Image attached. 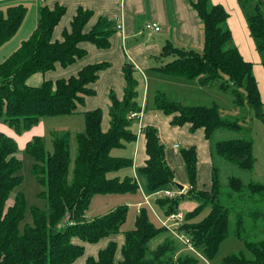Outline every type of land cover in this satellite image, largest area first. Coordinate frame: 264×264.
I'll return each instance as SVG.
<instances>
[{
    "label": "trees",
    "instance_id": "16d2710c",
    "mask_svg": "<svg viewBox=\"0 0 264 264\" xmlns=\"http://www.w3.org/2000/svg\"><path fill=\"white\" fill-rule=\"evenodd\" d=\"M20 1L23 0L9 3L0 0V48L17 35L28 16L29 9ZM44 2L39 4L38 24L30 38L0 63V121L20 134L32 129L41 118L81 113L85 130L75 137L78 154L72 179L68 176L72 154L70 132L52 133L53 153L47 152L40 136L26 144L25 151L34 161L32 173L47 188L40 195L48 200L50 212L32 207L33 223L27 224L22 233L20 225L27 211L26 196L19 192L14 200L10 198L24 181L19 175L23 165L17 156L16 141L0 132V264H77L81 258H84V264H195L197 259L188 252L200 249L205 259L211 260L223 241L232 236L244 241L245 250L238 255L224 257V264H264V240L250 242L246 229L250 222L256 224L262 217L264 220V209L246 210L244 206L237 205L244 200L242 197L246 193H251L254 202H263L264 184L252 182L244 185L235 177L228 183L231 191L224 192L220 173L213 167L209 187L199 189L196 146L180 150L191 189L187 193L178 189L176 197L165 196L155 200L164 221L180 215L181 199L196 198L200 202L193 211L183 214L180 223L173 227L179 237L189 240L193 250H189V245L176 236H168L151 251L149 245L152 240L166 234L169 229L162 225L161 217L156 216L158 225L150 216L152 210L147 207L138 210L135 228L130 231H121L127 221L128 205L119 206L93 220L87 219L95 196L136 194L140 191L137 176H120L122 170L134 168L132 155L119 157L114 153L134 151L140 133L145 138L147 159L145 166L138 168L136 173L146 176V189L156 194L175 185V173L166 160L167 148L161 142L158 129L152 125L141 126L142 117L150 109L170 118L172 127H185L190 133L204 131L206 140L219 130L240 133L242 127L238 121L223 118L217 105L188 106L172 100L165 90L160 89L151 96L150 81L147 86L145 76L128 61L122 68L125 79L123 96L118 97L112 89L109 92V127L106 131L103 129L105 111H84L83 108L88 98L97 95L92 85L100 80L101 73L112 68L111 63L89 64L69 78L29 86L27 81L35 74L45 75L57 66L68 68L84 59L88 54L84 44L108 50L119 23L106 16L96 18L93 10L79 7L70 27L62 31L60 40H56L55 31L68 9L60 4L50 8L43 5ZM238 2L242 8L251 6L252 12L246 14L248 28L264 66V1ZM189 3L203 26L204 48L202 51L187 50L168 42L155 57L158 65L149 71L159 81L179 78L196 82L201 88L219 82L223 90L232 89L238 107L248 105L254 115L264 121V101L253 72L254 65L243 58L235 44L226 9L220 4L214 5L211 0ZM93 20L96 21L94 24ZM241 89H245L244 95ZM215 145L214 152L218 157L241 170L249 171L256 164L251 140L234 138ZM254 195L258 196L257 199ZM205 211H208L207 215L200 219ZM64 222H67L66 227L60 228ZM116 235L124 236L121 246L110 241L95 255L88 254L89 246Z\"/></svg>",
    "mask_w": 264,
    "mask_h": 264
},
{
    "label": "crops",
    "instance_id": "0c3cea01",
    "mask_svg": "<svg viewBox=\"0 0 264 264\" xmlns=\"http://www.w3.org/2000/svg\"><path fill=\"white\" fill-rule=\"evenodd\" d=\"M12 1L16 0H5V2L7 3ZM189 1L195 0H46L44 2L43 5H48L50 8H52L55 4H60L67 7L68 9L66 16L62 19L61 24L55 31L54 36L56 40H60L62 38V31L65 28L70 27V24L72 22L71 20L73 19V16L76 14L79 7L93 10L96 13V18L106 16L109 19L114 20L116 23L122 22L124 24V31H117L116 35H114V37L111 39V47L108 50H99L93 45L84 44L83 47L88 51L87 56L81 61H77L73 66L65 70L70 72L69 74L75 75L80 69L88 66L89 64L101 63L103 61L112 64V68L101 73L100 80L92 85L94 90L97 92V95L86 100V107L83 108L84 111L102 109L97 106L99 99L96 101L93 99L98 97V90H102V86L104 84L106 89L107 85L110 82L119 81L121 88L120 91H118L117 95L120 98L123 96L125 79L122 74V68L126 61L136 64V69L146 77V71L154 66L155 63L157 64L155 57L160 55L163 46L168 42L187 50L196 49L198 51H202V49L204 48V31H202L203 26L196 16V13L193 11ZM211 2L214 5L220 4L224 6L228 15L230 16L228 25L229 29L233 33L234 42L238 46L243 58L252 62L253 65H256L253 71L256 75L255 77L258 87H260L262 101H264V70L261 68V58L257 54L256 46L253 43L250 30L247 27V10H242L240 8L238 0H211ZM38 3L42 4L40 0H38ZM95 22L96 21L93 20L92 23L94 24ZM150 22L157 23L161 27L159 33L154 34L155 39L153 41L147 40V37L144 38L145 33H141V29H143L145 24ZM61 68L63 67L57 66V68L54 70L55 72L51 71L53 73L47 72V74L45 75L38 73L35 75H41L43 79L45 77L47 80H54L51 79L52 74H56V72H59ZM31 78L29 79L31 80ZM165 80L163 79L159 81V84H161V82L165 83ZM43 83H41L40 85H42ZM172 84L175 85L176 83ZM28 85L31 87L38 86L30 84ZM177 85L184 86L186 84L177 82ZM110 90L111 89H107L108 94H105L103 98L105 106L103 109L105 111V121L103 124V129L105 131L109 127L107 112L110 107ZM103 100H101V103H103ZM88 104L91 107H89ZM92 104L96 107H93ZM167 118H164L163 116L161 117V113L158 112H156V114L148 112L142 117L141 126H155L160 134L161 142L169 144L170 148L166 150V160L168 161V164L173 167L172 169L175 173L174 186L179 189L177 186L182 185L183 188H185L184 193H187L191 189L188 185L187 174L185 173L184 160H182L180 155V146L177 149L175 148V146L178 145V142L176 141L183 140L187 148L196 146V144L201 145V147H198V145L196 146L198 150L199 160L198 188L207 189L211 182V170L213 165L211 164L212 159L210 156V149L207 145L204 131H199L201 133L192 134L185 127H170L169 125L171 119ZM135 147V150H131L130 154V156L132 155L134 162V168L132 169V172H130L129 170H123L121 171L120 175L137 176L140 190L142 191L145 199L150 198L153 196V194L147 196L146 190L143 189L144 184L141 180V177H139L136 173V170L138 168L145 166V160L147 159L145 138L143 134H139ZM167 191L175 192L172 189H169ZM131 202L132 200L131 198H129V200L125 201V204H130ZM135 203L141 205L139 199L136 200ZM147 204L152 210L154 217L156 218L157 216V218L161 217L162 219V212H160L155 202L152 203V200L150 199L149 203ZM178 217H180V220L177 222L172 218H169L167 220V227L169 231L166 234L155 238L159 239L160 237H162L160 240H158V244H161L167 236H176L179 241L181 240L184 243V241L175 233V231H173V227L177 226L183 219L180 215ZM110 241H116L121 246L124 242V236L116 235L109 237V239L103 240L98 245H95L93 247L94 249H90V254L95 255V253H97L101 249H104ZM76 243L78 242L76 241ZM189 250L191 249L189 248Z\"/></svg>",
    "mask_w": 264,
    "mask_h": 264
},
{
    "label": "rangeland",
    "instance_id": "374dc122",
    "mask_svg": "<svg viewBox=\"0 0 264 264\" xmlns=\"http://www.w3.org/2000/svg\"><path fill=\"white\" fill-rule=\"evenodd\" d=\"M20 2L25 4V6L29 9V13L24 21L23 26L17 32V35L13 37L11 41L7 42L0 48V63H2L6 57L13 54L22 41H26L30 38L31 33L36 29L37 24H38L37 23V20L39 17L38 0H23ZM240 8L242 10L246 9L247 10L246 13L252 12L251 6L242 8V5L240 4ZM247 27H248V21H247ZM143 30H144V27L143 29H141V33H145L144 38L147 37V40H150V41H153L155 39L154 34L148 33L146 31L143 32ZM256 51H257V48H256ZM257 54L261 58V55L260 53H258V51H257ZM157 65L158 64L156 63L154 64V66H157ZM134 66L136 69V64H134ZM261 66H262L261 68L264 70L262 58H261ZM254 67H256V65H254ZM68 68H61L59 72H56V74H52L51 79L58 80V79H61V77H69L70 75H74V74H69L70 72L68 71H65ZM53 72H50V73H53ZM146 74L147 75L145 77V82L148 86L149 81H150L151 96H155L158 89H160V90H165L169 94V97L172 100H175V101L178 100L181 103H184L188 106L190 105H195V106L217 105L219 106V109H220V115L223 118L228 119L232 122L238 121L239 124L241 125L242 131L240 133L235 132V131L231 132V131H226V130H219L211 137V139L206 140L207 145L210 149V156L212 159L211 164L213 165V167H216L218 170V173H220V184L224 192L231 191L230 187L228 186V183L231 178H235V177L239 178L244 185H249V183H252V182L264 184V121H261L259 118H257L256 115H254V111L248 105L244 108L238 107L234 102V95L232 93V89L228 91L223 90L222 88H220L219 82L213 84L211 87L201 88L196 82L186 81L184 79L182 80L179 78L166 79L165 83L161 82V84H159V79H157V76H155L153 72L147 70ZM44 81H47L45 77L43 79L41 75H34L31 78V80L28 79L27 83L30 85L39 86ZM177 82L184 83L186 85L179 86L177 85ZM172 83H176V84L174 85ZM120 88H121V85L119 81L110 82L107 85L106 89H105V84H104L102 86V90H98L99 92L98 97L93 100L96 101L99 99L97 106L104 109L105 106H104L103 98L105 94L106 95L108 94L107 89H112L116 91V93H118V91H120ZM241 92L244 95L245 89H241ZM101 100H103V103H101ZM88 106L91 107L89 104ZM92 106L96 107L93 104ZM148 112H151L152 114H156V112L151 109ZM162 116L164 118H167V116L164 115L163 113H161V117ZM169 126L172 127L171 125ZM84 130H85V121L81 113L62 116V117H49L48 116L47 118H41L39 123L37 125H34L32 129L24 130L20 134H18L14 129L9 127L7 123L0 121V131L12 137L16 141L17 146H18L17 156L22 161V165H23V168L21 169V172L19 173V175L24 179V181L22 185L17 187L11 193L12 195L10 198V200H14V198L19 192L21 193L23 192L26 196L27 211L20 225L21 233L23 232V229L27 224L33 223L32 215H31L32 207H40L42 210L48 213L50 212L48 200L44 197H41L40 195L42 192H46L47 188L41 185L32 173L34 161L31 158V156L25 151L26 144L29 141H32L33 139H35V137L40 136L43 138L45 149L47 150V152L53 153L54 150H53L52 133L54 132L63 133L64 131L70 132L72 135L71 146H70V149H72V154H71V161H70L71 165H70L68 176L70 179H72L73 171L75 169L74 163H75V159L78 154L75 137L77 133L83 132ZM196 133H201V132L198 131ZM192 134H195V133H192ZM234 138H242L245 140H251L252 143L254 144V155L257 161H256L255 166L249 171L241 170L238 166L230 163L226 159H223L222 157H218L214 152L216 143L223 141V140H233ZM176 142H178V146H180L179 150L187 147L185 146L183 140H177ZM164 144L167 149L170 148L169 144L167 143H164ZM197 145L198 144H196V146ZM198 147H201V145H198ZM114 153L116 156H119V157L121 156L129 157L131 154V149L127 151H124V150L115 151ZM125 170H128V169H125ZM129 171L132 172V170H129ZM110 175L111 174H109V177H111ZM138 176L141 177V180L144 184L143 189L146 190L147 196H150L151 193H149V191L146 189L147 187L146 176L140 175V174H138ZM169 189H172L175 192L178 191L176 187L174 186L172 187L171 185V186L166 187V189H164L163 191H160L156 194L153 193L152 197L146 198V199L141 190L137 192L136 194H122V195L108 194V195L95 196L91 202L90 210L88 211L86 215L87 219L93 220L95 217L105 215L106 213H108L109 210H112L122 205H128L129 212L127 215V221L123 225V227H121V231L133 230L135 228V221H136L135 217L137 215L138 210L141 207L150 208L147 202L149 203L151 199L152 203H154L156 199L160 197H164V194H165L164 192ZM254 197L255 199H257L258 196L254 195ZM129 198H131L132 202L130 204H125V201L129 200ZM242 198L244 200L237 203V205L244 206L246 210H250L254 208L264 209V201L261 203L254 202V200H251V193L250 194L246 193ZM138 199L140 200L141 205L135 203L136 200ZM179 203H180L179 211H180L181 217L183 214L193 211V209H195L196 207L200 205V202H198L196 198H189V197L181 199ZM207 213L208 211H205L204 214L200 217V219L204 218L207 215ZM150 216L155 222H157L156 218L153 217L152 211L150 212ZM255 223L256 224H254L253 222H250L249 224H247V228H246L247 233H248L247 237L250 242L251 240L252 241L264 240L263 217ZM157 224L160 225L158 222ZM66 225H67V222H64L60 226V228H65ZM161 238L162 237H160L159 239L152 240V242L149 245L151 251L152 249H156L158 247V245L160 244V243L158 244V240H160ZM89 247L93 248L94 246H89ZM89 249L87 250V253ZM244 250H245L244 241L238 237L236 238L232 236L223 241L219 252L211 260L205 259L204 254L202 250L200 249H196L195 252H188L187 254L197 259V262H195V264H224L223 263L224 257L229 256V255H238V253ZM90 253L91 252H89L88 254ZM83 260L84 258H81V260H79L77 264H84L82 262Z\"/></svg>",
    "mask_w": 264,
    "mask_h": 264
},
{
    "label": "built area",
    "instance_id": "2783aa9c",
    "mask_svg": "<svg viewBox=\"0 0 264 264\" xmlns=\"http://www.w3.org/2000/svg\"><path fill=\"white\" fill-rule=\"evenodd\" d=\"M41 2H44V0H41ZM116 29H117L118 32H123L124 31V24L122 22L117 23L116 24ZM160 30H161L160 25H158L157 23H154V22L153 23L152 22L146 23L145 26H144V32L146 31V32L151 33V34L159 33ZM178 147H179L178 145L175 146L176 149ZM183 192H184V190L183 191L181 190V193H183ZM164 193H165L164 194V197L167 196V197H170V198L176 197L179 194L178 192H171V191H165ZM171 218L173 220H175L176 222L180 220V217H176V216H171ZM160 221H161V223H162V225L164 227H167L168 226L167 220L164 221V220L160 219ZM180 238L184 241V243L186 245H189V248L191 250H193V248L191 247L188 239H185L182 236H180Z\"/></svg>",
    "mask_w": 264,
    "mask_h": 264
},
{
    "label": "water",
    "instance_id": "95a60500",
    "mask_svg": "<svg viewBox=\"0 0 264 264\" xmlns=\"http://www.w3.org/2000/svg\"><path fill=\"white\" fill-rule=\"evenodd\" d=\"M177 187H178L180 190H182V191L185 189V188H183L182 185H178Z\"/></svg>",
    "mask_w": 264,
    "mask_h": 264
}]
</instances>
